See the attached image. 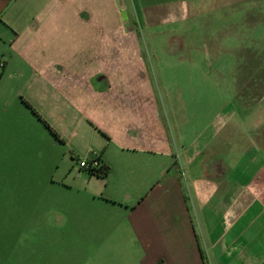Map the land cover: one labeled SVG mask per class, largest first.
Segmentation results:
<instances>
[{
  "label": "crops",
  "instance_id": "obj_1",
  "mask_svg": "<svg viewBox=\"0 0 264 264\" xmlns=\"http://www.w3.org/2000/svg\"><path fill=\"white\" fill-rule=\"evenodd\" d=\"M260 1L0 0V60L3 73L13 67L9 78L20 79L18 112L43 125L27 102L71 157L84 149L108 168L101 178L79 167L68 179L93 185L124 214L138 264H264L263 51L248 55L236 97L220 91L208 124L191 126L188 145L152 79H123L146 74L144 36L166 26L182 33L203 16L202 4L217 11L206 23L219 37L206 43L210 55L222 60L240 50L262 27ZM243 26L249 31L241 34ZM231 41L235 49L225 45Z\"/></svg>",
  "mask_w": 264,
  "mask_h": 264
},
{
  "label": "rangeland",
  "instance_id": "obj_2",
  "mask_svg": "<svg viewBox=\"0 0 264 264\" xmlns=\"http://www.w3.org/2000/svg\"><path fill=\"white\" fill-rule=\"evenodd\" d=\"M248 7L253 9V4ZM209 8L200 5L203 16L192 21V26L190 22L183 24L186 30L182 33L176 34L174 26H166L164 34L144 36L146 74L123 75V79H152L169 114L179 115L177 123L185 145L191 140V126L196 123L204 127L219 109L221 103L216 100L220 91L236 97L235 79L248 65V55L258 49L264 54L263 15L262 27L256 32L244 26L238 29L241 34L249 31L241 39L240 50L222 60L211 56L206 43L216 42L219 37L207 28L206 23L215 22L210 19L217 13ZM257 12L264 14V0ZM225 45L237 47L236 41ZM223 62L228 70L220 68ZM14 70L0 71V78L4 74L0 79V264H138L124 214L107 206L93 185L68 179L72 169L78 171L81 160L91 161L92 157L84 149L81 155L78 152L76 158L71 157L72 149L56 141L42 124L25 122L18 112L20 79L9 78ZM254 71L249 79H254ZM218 84L221 89L216 87ZM259 88L263 91L264 84ZM249 90L247 87L243 92ZM171 134L176 136L173 130Z\"/></svg>",
  "mask_w": 264,
  "mask_h": 264
},
{
  "label": "trees",
  "instance_id": "obj_3",
  "mask_svg": "<svg viewBox=\"0 0 264 264\" xmlns=\"http://www.w3.org/2000/svg\"><path fill=\"white\" fill-rule=\"evenodd\" d=\"M26 106L31 110V112L37 117V119L43 123V125L45 126V128L53 135V137L59 141L62 142V139L59 137V135L57 134V132L50 126L49 123H47L42 117L41 115L31 106L29 105L27 102H25ZM93 175L97 176V177H105L108 174V168L102 166L100 168V170H98L96 173H92Z\"/></svg>",
  "mask_w": 264,
  "mask_h": 264
},
{
  "label": "built area",
  "instance_id": "obj_4",
  "mask_svg": "<svg viewBox=\"0 0 264 264\" xmlns=\"http://www.w3.org/2000/svg\"><path fill=\"white\" fill-rule=\"evenodd\" d=\"M4 68V65H0V71ZM80 167L86 169L91 174L96 173L102 167V164L98 159H92L91 161L82 160L80 162Z\"/></svg>",
  "mask_w": 264,
  "mask_h": 264
}]
</instances>
